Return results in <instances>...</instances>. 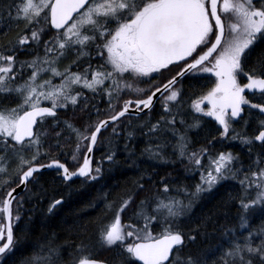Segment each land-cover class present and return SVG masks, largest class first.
<instances>
[{
  "label": "snow or ice",
  "instance_id": "6c2138e0",
  "mask_svg": "<svg viewBox=\"0 0 264 264\" xmlns=\"http://www.w3.org/2000/svg\"><path fill=\"white\" fill-rule=\"evenodd\" d=\"M5 17L24 28L0 50V96H15L18 101L14 107H0V188L6 189L0 201V264H9L15 255L13 226L24 203L17 189L32 184L43 192L39 180L45 169L55 170L63 182L97 181L103 161L93 168L90 154L104 142L103 133L111 128V136L119 138L125 121L130 127L142 116L149 117L136 125L147 138L143 152L150 159L164 160L162 137L170 134L176 138L175 154L199 174V182L190 190L161 179V187L153 192L146 186L153 185L151 178L141 176L119 204L107 203L110 193H104L99 200L105 201V215L113 214L112 219L102 224L95 243L80 240L69 264H103L91 258L97 245L117 249L120 264H209L208 253L185 252L201 235L204 222L187 231L181 224L191 219L199 201L227 181L239 184V192L229 194L238 201L239 225L227 230L228 245L221 247L212 264H264V227L255 232L249 227L250 216L264 215V155L253 158L249 147L250 162L245 166L232 152L212 154L209 147L237 139L230 135L232 123L242 118L245 106L264 113V0H0V20ZM6 34L7 29L0 32ZM30 51L35 52L30 60L19 59ZM69 56L74 58L61 70L60 63ZM73 65L77 71H72ZM166 72L170 75L158 81ZM26 73L30 74L25 78ZM204 74L215 79L188 104L192 114L188 123L183 89L176 85L185 78L206 79ZM85 89L92 99H106L103 112L96 105L89 108ZM154 98L162 111L152 122ZM70 106L87 112V121L80 126L60 122L58 112ZM93 112L104 118L93 120ZM203 117L216 121L219 141L212 136L208 145L191 149L187 133L199 129ZM48 118L55 121L54 127L63 125L54 144L47 143L49 133L43 130ZM259 128L257 135L241 137L242 143L264 146V119ZM64 133L75 141L71 156L77 162L75 170L57 157L41 162L61 148ZM133 134L127 132L125 141ZM114 157L109 150L104 160L114 164ZM62 202L55 200L48 211ZM129 209V222L122 223L121 216ZM23 264L65 262L61 246L49 238Z\"/></svg>",
  "mask_w": 264,
  "mask_h": 264
},
{
  "label": "trees",
  "instance_id": "16d2710c",
  "mask_svg": "<svg viewBox=\"0 0 264 264\" xmlns=\"http://www.w3.org/2000/svg\"><path fill=\"white\" fill-rule=\"evenodd\" d=\"M19 25H22V23L17 24L15 21H10L5 17L7 34L0 35V41H3L5 45L9 41L14 42L15 35L17 34L16 30L20 28L18 27ZM93 53L94 50L92 49V55ZM28 55L29 53H22L19 58L22 59ZM253 55L255 56V53ZM169 75L166 72L164 77L158 78V81L163 80ZM204 76L206 79L191 81L185 78L176 85V87L183 89L185 104H190L196 94L200 95L207 87H211L212 77L210 74H204ZM141 86L148 87L147 85ZM88 97L90 109L92 105L98 106L102 112L107 108L106 100H101L100 97L92 99V94L88 95ZM3 101L4 98H2L1 102ZM155 104L156 106L150 114L152 122L159 119L162 111L160 103L156 101ZM68 111H63L58 115L60 122H63L61 121L63 118L68 117L74 124L80 126L88 119V113L80 111L79 108L74 109V112ZM185 111V119L188 123H191V114L187 109ZM101 117L104 116L97 117L93 112V120ZM148 119V116H142L141 121L133 119L130 122V127L127 126L129 122L125 121V126H121L119 141L118 139L115 141L111 136V131L103 133L106 136H111V138L106 139L94 149L93 168L103 161V174L97 181L82 183L81 179L76 178L74 181L63 182L52 170H43L39 180L43 192L40 191V187H34L32 184L28 185L27 189L19 195L24 197V203L20 208V219L13 226L14 238L17 243L15 255L11 257L9 264H23V261L31 258L35 252H38L39 245L45 244L49 238H54L55 243L61 246V256L65 264H69L72 259L70 254L75 253L76 245L80 243V240L83 238L95 243L99 238V231L102 224L109 223L112 219L113 214L105 215V201L99 200L101 195L110 193L107 203L116 200L117 204H119V198L125 192L134 190V182L141 176L145 180L151 178L155 186H146L152 187L153 192L156 191V188L161 187L158 184L161 179H167L173 187L178 186L177 184L175 186L174 180L179 175L185 177L186 171L183 168V164H180L181 160L174 151L176 144L175 137L170 134L162 137V142L164 143V160L150 159L143 152L144 148L148 146L147 138L141 134V130L136 125ZM257 121H259V118L251 114L249 117L250 134H243L254 136L257 133ZM202 123L203 125L199 129L189 130L187 133L191 140V149L198 150L208 145V141L212 136H216L219 141L218 127L208 119L202 120ZM62 126L61 123L60 127ZM44 127L49 133L47 143L54 144L56 141L55 133L60 131V127H54L52 118H48ZM177 127L180 126L177 125ZM129 131L134 133L133 137L131 140L125 141L124 137ZM52 137H54L53 140L51 139ZM72 140L68 138L67 133H64L63 138L60 139L61 148L58 151L51 152L48 159L42 160L41 162H47L52 157H59L66 165H71L72 163L68 155L71 153ZM108 140H111V144L107 143ZM125 143L129 145L128 151L125 150ZM214 145L215 142L211 146ZM216 145L224 146L226 149L233 148L237 156H246L247 159L245 158V160H249V147L252 148L251 155L253 158L257 154L264 155V146L261 145L254 144L252 146L245 145L239 147V145L228 143L227 139L223 140V142H218ZM109 150L114 151L116 154L114 164L104 160ZM129 152L133 154L129 155ZM4 190L6 189L0 188V198ZM239 190V185L235 181H227L198 202L193 210L194 214L191 219L185 220L181 224V227L187 231L190 227H195L198 223L204 222L200 228L201 235L197 237L195 244L189 245V248L185 249V252H191L193 255L206 252L209 254V264H212V260L219 256L221 247H227L228 237L225 233L229 229H238L240 212L238 201L229 199V194L231 193L235 196ZM147 194L151 195L152 193ZM175 194L173 193V195ZM57 199H61L63 201L62 204L57 205L52 212H49V205ZM91 202H95L96 206L90 207ZM15 207L14 204V215ZM131 215V209L125 214H122V223H128ZM263 220L264 215L261 214L250 216L249 227L252 231L258 230L262 226L261 223H264ZM244 234L245 231L243 232ZM256 243H259V238H257ZM101 249H105L104 254H100L95 248V254L92 257L104 260L109 264H120L121 258L118 255L117 249H109L106 246H101Z\"/></svg>",
  "mask_w": 264,
  "mask_h": 264
},
{
  "label": "rangeland",
  "instance_id": "374dc122",
  "mask_svg": "<svg viewBox=\"0 0 264 264\" xmlns=\"http://www.w3.org/2000/svg\"><path fill=\"white\" fill-rule=\"evenodd\" d=\"M18 27H20L19 29H17L16 31V33L18 34L23 28H24V25L22 24V25H19ZM5 30V29H4ZM3 30V31H4ZM17 34L15 35V39H16V36H17ZM5 44H4V42L3 41H0V50H2V48H3V46H4ZM40 52H41V55L43 54V52H42V50H40ZM35 55V52H29V55L27 56V57H25V58H22V59H20V60H29V58H30V56H34ZM69 58L72 60L73 58H74V56H69ZM2 98H4V101L3 102H1V100H2ZM18 101H17V99H16V97L15 96H0V106H5V107H14L15 105H16V103H17ZM253 115V114H252ZM254 116H256L257 117V115L254 113ZM241 122L240 123H238V124H233L232 123V129H233V131L230 133V135H232V136H236L237 137V139H235V140H232V139H227V141H228V143H230V144H235V145H239V147H242V146H245V144H243L242 143V141H241V137H244V136H248V137H252V135L251 136H249V135H246V134H250V131H251V129L249 128L250 127V122L248 121V122H245V120H244V118H241V120H240ZM260 119H259V121H257L256 122V128H257V132L259 131V123H260ZM190 122V121H189ZM202 125H203V123H202ZM241 125V127H239ZM242 125H243V128H242ZM45 128V127H44ZM43 128V129H44ZM241 129H243V130H241ZM243 131V132H242ZM243 133H246V134H243ZM256 135V134H255ZM52 140L54 139V137H52L51 138ZM214 143V142H213ZM218 142H215V145L214 146H211L210 148V152L212 153V154H215V153H218V152H221V151H224V152H232L234 155H236L237 156V154H236V152H235V150L233 149V148H224V146H218V145H216ZM143 148H144V146H143ZM241 157H239L240 158V160L241 161H243L244 162V164H245V166H247V164L250 162L249 160H245V158L247 159V157L245 156H243L242 157V155H240ZM255 157H256V155H255ZM254 157V158H255ZM180 164H183V168H185V177L184 176H181V175H179L175 180H174V182H175V186H176V184L178 185L177 187H184V186H187L190 190L192 189V187L196 184V183H198L199 182V174L198 173H193L191 170H190V167H188V166H186V162L185 161H180ZM188 172V173H187ZM237 183V182H236ZM238 184V183H237ZM239 185V184H238ZM173 194V193H172ZM263 222H264V220H263ZM249 223H250V221H249ZM261 227H264V223L262 224L261 223ZM256 231V230H255ZM255 231H253V232H255ZM244 235H247V230H245V234ZM257 241V240H256ZM96 249H97V251L100 253V254H104V251H105V249L104 250H102L101 249V246L99 245V246H97L96 247ZM98 253V254H99Z\"/></svg>",
  "mask_w": 264,
  "mask_h": 264
},
{
  "label": "flooded vegetation",
  "instance_id": "af4514ba",
  "mask_svg": "<svg viewBox=\"0 0 264 264\" xmlns=\"http://www.w3.org/2000/svg\"><path fill=\"white\" fill-rule=\"evenodd\" d=\"M5 29V18L3 19V20H0V32H3V30ZM93 57H96V52L94 51V53H93V55H92ZM33 56H30V58H29V60L32 58ZM99 59V57H96V60H98ZM71 63V59L68 57L67 59H65V60H63L61 63H60V68H61V70H63V68L64 67H66L68 64H70ZM84 67H86L87 65L86 64H84L83 65ZM81 70H82V68H81ZM72 71H77V68H76V66L75 65H73L72 66ZM28 74H30V73H26L25 74V78H26V76L28 75ZM56 83H59V80L57 79L56 80ZM84 91V94L85 95H90L91 93H89L86 89L85 90H83ZM128 97H125V99H127ZM69 110V111H68ZM74 109H72L71 108V106L68 108V109H66V110H64V111H68V112H74L73 111ZM63 111V109L62 110H60L59 112H62ZM108 138H111V136H103V141H105L106 139H108ZM120 139H118V141H119ZM115 141H116V139H115ZM116 155V154H115ZM71 165L70 166H73L74 164H75V162L74 161H72L71 160ZM0 243H2V242H0Z\"/></svg>",
  "mask_w": 264,
  "mask_h": 264
},
{
  "label": "water",
  "instance_id": "95a60500",
  "mask_svg": "<svg viewBox=\"0 0 264 264\" xmlns=\"http://www.w3.org/2000/svg\"><path fill=\"white\" fill-rule=\"evenodd\" d=\"M158 96H159V94H158ZM155 100H156V98H154V102H155ZM103 119V118H102ZM91 155V157H92V154H90ZM50 162V161H49ZM81 163H82V161H81ZM45 170H47V169H45ZM12 187H15V185L14 186H12ZM22 191V189L21 188H18L17 189V193L19 194L20 192ZM5 195H6V193H5ZM5 197V196H4ZM99 261V260H98ZM101 262H103V261H101ZM103 264H107L106 262H103Z\"/></svg>",
  "mask_w": 264,
  "mask_h": 264
},
{
  "label": "bare ground",
  "instance_id": "6f19581e",
  "mask_svg": "<svg viewBox=\"0 0 264 264\" xmlns=\"http://www.w3.org/2000/svg\"><path fill=\"white\" fill-rule=\"evenodd\" d=\"M253 115H254V113H253ZM257 115V117L260 119V120H262L261 118H260V116L258 115V114H256ZM50 161V160H49ZM49 161H47V162H43V163H48ZM61 200V199H60ZM97 259V258H96ZM98 260H100V259H98ZM106 262V261H105ZM107 264H109L108 262H106Z\"/></svg>",
  "mask_w": 264,
  "mask_h": 264
}]
</instances>
